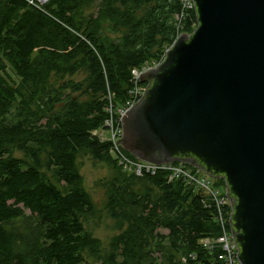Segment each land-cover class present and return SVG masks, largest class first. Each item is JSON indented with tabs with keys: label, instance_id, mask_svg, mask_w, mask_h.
Wrapping results in <instances>:
<instances>
[{
	"label": "trees",
	"instance_id": "obj_1",
	"mask_svg": "<svg viewBox=\"0 0 264 264\" xmlns=\"http://www.w3.org/2000/svg\"><path fill=\"white\" fill-rule=\"evenodd\" d=\"M196 26L183 0H0V264L217 258L201 243L220 235L212 200L168 170L123 172L93 134L131 99L133 70L159 63ZM81 155L114 171L106 208L120 231L108 248L85 226L96 206Z\"/></svg>",
	"mask_w": 264,
	"mask_h": 264
},
{
	"label": "water",
	"instance_id": "obj_2",
	"mask_svg": "<svg viewBox=\"0 0 264 264\" xmlns=\"http://www.w3.org/2000/svg\"><path fill=\"white\" fill-rule=\"evenodd\" d=\"M197 26L143 72L120 146L225 182L241 264H264V0H192Z\"/></svg>",
	"mask_w": 264,
	"mask_h": 264
},
{
	"label": "built area",
	"instance_id": "obj_3",
	"mask_svg": "<svg viewBox=\"0 0 264 264\" xmlns=\"http://www.w3.org/2000/svg\"><path fill=\"white\" fill-rule=\"evenodd\" d=\"M184 6L188 9H193L194 5L192 0H183ZM158 65V63L145 64L140 69L133 70V81L135 83L132 89L131 99L127 102L126 106L118 110L117 113H112L110 109V116L106 120V130L108 135L105 136L104 132L95 131L101 140H108L111 144V152L119 161V164L126 170L135 173L138 176L145 174H155L159 170H168L171 172L170 180L174 178L184 179L189 184L195 186L196 189L203 191V193L212 200L216 208V219L220 226V235L215 240L203 239L201 243L208 249L214 247L219 248L221 252L211 264H241L238 259V251L236 244L233 240L229 225V215L231 209L230 201L226 196V189L224 192L216 185L214 178L207 175L201 169L190 168L185 163L178 164H163L156 165L139 159H131L124 153V148L120 146L123 135L122 118L126 112L142 97L145 87L140 83V76L143 72L150 70ZM123 149V150H122Z\"/></svg>",
	"mask_w": 264,
	"mask_h": 264
},
{
	"label": "rangeland",
	"instance_id": "obj_4",
	"mask_svg": "<svg viewBox=\"0 0 264 264\" xmlns=\"http://www.w3.org/2000/svg\"><path fill=\"white\" fill-rule=\"evenodd\" d=\"M37 1L39 4H44L39 0ZM75 78L78 79L80 76H76ZM100 132L104 131L100 130ZM104 135L107 136L108 132H104ZM116 161L118 166L122 168L123 172L129 173L119 164L117 158ZM79 162L81 164V174L83 175L84 187L95 202L96 206L94 216L86 221L85 226L93 236L100 239L105 248H108V244L112 237L120 231L118 222L109 216L106 208L107 196L104 187V180L112 177L114 171L110 166L102 162H94L87 155H81ZM218 180L219 179L214 178L216 185L224 192V186L219 185Z\"/></svg>",
	"mask_w": 264,
	"mask_h": 264
},
{
	"label": "bare ground",
	"instance_id": "obj_5",
	"mask_svg": "<svg viewBox=\"0 0 264 264\" xmlns=\"http://www.w3.org/2000/svg\"><path fill=\"white\" fill-rule=\"evenodd\" d=\"M39 1H41L42 3H46L48 0H39Z\"/></svg>",
	"mask_w": 264,
	"mask_h": 264
},
{
	"label": "flooded vegetation",
	"instance_id": "obj_6",
	"mask_svg": "<svg viewBox=\"0 0 264 264\" xmlns=\"http://www.w3.org/2000/svg\"><path fill=\"white\" fill-rule=\"evenodd\" d=\"M177 162H179V161H177Z\"/></svg>",
	"mask_w": 264,
	"mask_h": 264
}]
</instances>
